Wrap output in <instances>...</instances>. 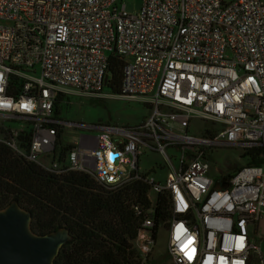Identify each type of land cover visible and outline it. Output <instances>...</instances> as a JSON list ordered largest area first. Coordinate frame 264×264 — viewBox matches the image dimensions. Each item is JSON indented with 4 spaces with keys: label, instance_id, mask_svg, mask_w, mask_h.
<instances>
[{
    "label": "built area",
    "instance_id": "2783aa9c",
    "mask_svg": "<svg viewBox=\"0 0 264 264\" xmlns=\"http://www.w3.org/2000/svg\"><path fill=\"white\" fill-rule=\"evenodd\" d=\"M110 53L123 62L114 97L148 105L149 116L134 128L91 127L98 135H78L58 162L54 126L64 125L55 100L103 98ZM0 121V144L45 172L167 192L170 264H264L251 231L264 216V0H142L134 14L121 0H0ZM193 121L218 128L197 138ZM24 131L30 141L20 153ZM217 147L259 148L261 164L217 190L206 164ZM143 148L163 156V180L140 174ZM155 238L144 217L131 242L141 263Z\"/></svg>",
    "mask_w": 264,
    "mask_h": 264
},
{
    "label": "trees",
    "instance_id": "16d2710c",
    "mask_svg": "<svg viewBox=\"0 0 264 264\" xmlns=\"http://www.w3.org/2000/svg\"><path fill=\"white\" fill-rule=\"evenodd\" d=\"M122 69L123 62L110 53L102 91L107 90L113 96L120 94ZM12 93L13 90L8 91ZM62 98L59 94L53 106L57 120ZM63 128L54 126V156L61 163H65L67 153L73 148L63 138ZM17 140L20 153L26 152L29 132L24 131ZM261 153L259 148L251 149L243 151L241 158L247 160V167L259 166ZM230 177L226 175L222 180ZM149 194L150 187L141 180L130 179L118 189H107L82 172L61 175L45 172L0 144V209L16 201L30 212L31 229L37 235L61 228L69 232L71 239L61 247L54 264H154L150 257L141 263L131 245L144 217L154 220L155 232L160 225L166 228L171 218L168 193L157 195L153 204ZM150 209L152 212L148 214Z\"/></svg>",
    "mask_w": 264,
    "mask_h": 264
},
{
    "label": "rangeland",
    "instance_id": "374dc122",
    "mask_svg": "<svg viewBox=\"0 0 264 264\" xmlns=\"http://www.w3.org/2000/svg\"><path fill=\"white\" fill-rule=\"evenodd\" d=\"M128 14H134L141 6L142 0H121ZM103 98H88L71 93L63 95L59 108L58 120L65 126L63 138L68 144H73L78 135L89 134L97 136V129L91 127L117 126L134 128L142 125L149 116V106L135 101L114 97L109 91H102ZM0 121V126L3 125ZM70 126V128L68 127ZM209 123L193 121L190 135L200 138L203 130L214 131ZM140 156V174H148L157 180H163L166 174L161 153L142 149ZM243 151L238 148L217 147L207 150V176L214 182L222 181L226 175H233L239 169L247 166V160L241 158ZM150 198L155 201L156 194L151 191ZM257 246L264 257V216L256 221L251 229ZM168 232L160 225L156 231L155 244L151 253L154 264H170L167 256Z\"/></svg>",
    "mask_w": 264,
    "mask_h": 264
},
{
    "label": "water",
    "instance_id": "95a60500",
    "mask_svg": "<svg viewBox=\"0 0 264 264\" xmlns=\"http://www.w3.org/2000/svg\"><path fill=\"white\" fill-rule=\"evenodd\" d=\"M226 187L221 184L215 189ZM31 221L30 212L16 201L0 209V264H54L61 247L71 239L66 228L37 235L31 229Z\"/></svg>",
    "mask_w": 264,
    "mask_h": 264
},
{
    "label": "crops",
    "instance_id": "0c3cea01",
    "mask_svg": "<svg viewBox=\"0 0 264 264\" xmlns=\"http://www.w3.org/2000/svg\"><path fill=\"white\" fill-rule=\"evenodd\" d=\"M75 142V141H74Z\"/></svg>",
    "mask_w": 264,
    "mask_h": 264
}]
</instances>
